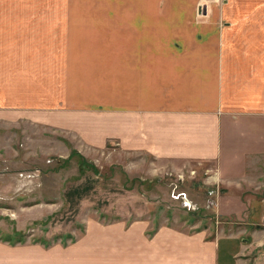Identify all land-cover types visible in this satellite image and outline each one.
<instances>
[{
	"label": "crops",
	"instance_id": "crops-1",
	"mask_svg": "<svg viewBox=\"0 0 264 264\" xmlns=\"http://www.w3.org/2000/svg\"><path fill=\"white\" fill-rule=\"evenodd\" d=\"M39 1L0 0V139L34 126L148 159L186 178L190 201L218 185L228 215L187 230L174 211L127 206L70 245L0 239V264H264V181L237 196L244 181L221 165L223 128L264 121V0Z\"/></svg>",
	"mask_w": 264,
	"mask_h": 264
},
{
	"label": "rangeland",
	"instance_id": "rangeland-1",
	"mask_svg": "<svg viewBox=\"0 0 264 264\" xmlns=\"http://www.w3.org/2000/svg\"><path fill=\"white\" fill-rule=\"evenodd\" d=\"M27 1L29 4L36 1L37 6L41 5L39 0ZM58 135L48 129L30 126L29 129H19V133H14L10 139H0V237L23 233L26 242L46 239L51 245L60 242L70 245V239L81 236L86 226L99 227L95 224L98 221H112L117 218L116 214H126L127 206L135 212L141 207H152L160 214L159 220L174 211L173 222L187 230L197 227L195 220L208 218L209 212H212L217 224L221 213L228 215L222 201L218 209V199L223 194L218 185L212 189L213 195L205 196L204 200L200 198L191 202L186 196L190 204L186 207L181 198L183 190H188L183 186L186 178L178 180L174 173L167 174L159 164H152L148 159L136 157L135 162L127 164L128 161L118 152L93 154L88 150L90 154ZM263 141V120H245L223 128L221 148L227 163L221 165L231 173L232 178L240 177L245 183L236 184L237 196L250 193L247 190H256L264 181ZM257 144H260L258 150L251 152ZM237 164L245 166L244 173ZM188 173L189 176L196 175L195 170ZM85 181L89 183L87 189L78 191L85 196H70L86 186L88 183ZM204 186L202 184L200 188ZM126 189H131V195L130 192L125 193L131 198V203L123 199ZM193 213L200 215L193 216ZM63 238L66 240H61ZM87 240L89 237L83 239L82 244ZM61 254L64 255L54 254L52 257L70 264L72 254ZM30 257L42 259L39 252Z\"/></svg>",
	"mask_w": 264,
	"mask_h": 264
},
{
	"label": "trees",
	"instance_id": "trees-1",
	"mask_svg": "<svg viewBox=\"0 0 264 264\" xmlns=\"http://www.w3.org/2000/svg\"><path fill=\"white\" fill-rule=\"evenodd\" d=\"M94 171L96 172L97 170L95 169ZM13 234H12V236H2V237H0V239H2L3 241H6V242H8L9 244H12V245L15 244V243H24L26 241L25 234H23V233H21V234L15 233L16 235H13ZM67 237H69V236H67ZM61 240H66V238H63ZM71 241H73V238L71 239ZM32 242H40L44 246L50 245L49 242L46 239L32 240Z\"/></svg>",
	"mask_w": 264,
	"mask_h": 264
},
{
	"label": "built area",
	"instance_id": "built-area-1",
	"mask_svg": "<svg viewBox=\"0 0 264 264\" xmlns=\"http://www.w3.org/2000/svg\"><path fill=\"white\" fill-rule=\"evenodd\" d=\"M190 173H194L193 171H191ZM215 192V191H214ZM213 195V191L211 190L209 193H208V196H212ZM183 200H184V205H186V207H190L189 205V202H187V200H186V198H185V196H183L182 195V197H181ZM213 204V203H212ZM211 204V205H212ZM261 225L264 227V218L262 219V222H261Z\"/></svg>",
	"mask_w": 264,
	"mask_h": 264
},
{
	"label": "bare ground",
	"instance_id": "bare-ground-1",
	"mask_svg": "<svg viewBox=\"0 0 264 264\" xmlns=\"http://www.w3.org/2000/svg\"><path fill=\"white\" fill-rule=\"evenodd\" d=\"M191 166V165H190ZM235 188V187H234ZM38 263V262H37Z\"/></svg>",
	"mask_w": 264,
	"mask_h": 264
}]
</instances>
